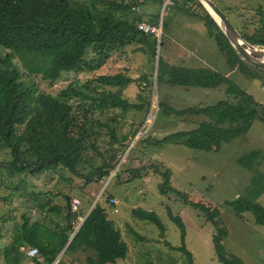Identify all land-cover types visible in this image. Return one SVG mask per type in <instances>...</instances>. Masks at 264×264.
<instances>
[{
  "label": "rangeland",
  "instance_id": "1",
  "mask_svg": "<svg viewBox=\"0 0 264 264\" xmlns=\"http://www.w3.org/2000/svg\"><path fill=\"white\" fill-rule=\"evenodd\" d=\"M211 1L230 22L248 30V34L257 25L256 12L264 11V0ZM183 4L193 12H200L194 1L177 0L164 8L161 19L163 5L161 8L156 5L133 8L129 15H120L123 19L148 24L156 22L158 15L159 22L164 18L169 41L160 49L157 41L155 56L146 47L140 51L137 50L139 45H129L112 53L106 64L94 72L63 73L52 85L39 75L28 74L20 59L12 57L13 66L22 74L23 87L36 94L55 96L70 82L80 86L98 75L123 73L134 82L123 90L122 96L139 108L125 113L113 110L109 115L99 117L105 122L114 118L110 126L115 141L104 130L96 143L97 152L90 150L89 163L86 161L78 171L87 175L92 167L116 162L109 176L97 183L86 185L81 176L59 168L35 176L12 174L8 170L10 150L0 144V264H5L4 249L9 246L23 218L30 224L38 223L55 232L66 231L68 225L74 229L80 227L95 204L105 210L127 245L126 257L115 264H221L212 243L216 230L203 212L189 205L191 202L218 209V225L227 231L221 243L228 256L237 257L242 264H264V226L255 225L250 213L237 218L227 205L247 194L255 175H264V123L256 120L248 132L222 143L218 150L201 151L177 144H158L167 135L193 129L204 120L192 115H167V108L181 110L212 106L219 101L236 102L233 96L226 94L225 86L211 90L156 84L159 55L171 66L210 68L264 106V80L250 79L239 69L231 70L204 24L181 10ZM166 36L164 34V38ZM255 47L264 50V47ZM9 53L0 47V59ZM92 54L89 50L86 58ZM150 112L157 114L153 124L146 133L137 136ZM123 137H127V148H121ZM252 151L258 156L253 160V169L247 170L239 159ZM165 172L169 187L185 195L186 202L174 192H161ZM134 174L136 178H133ZM256 201L264 207V193ZM73 203H76V209ZM52 207H59L60 213L51 212ZM136 208L154 212L163 224L164 232L151 221L135 218L132 210ZM168 211L180 218L185 231L183 239L181 229L169 219ZM27 248H21V251L24 253ZM182 248L191 254V263ZM93 254L77 249L66 254L61 264H85L86 258ZM25 264H31V261Z\"/></svg>",
  "mask_w": 264,
  "mask_h": 264
},
{
  "label": "trees",
  "instance_id": "2",
  "mask_svg": "<svg viewBox=\"0 0 264 264\" xmlns=\"http://www.w3.org/2000/svg\"><path fill=\"white\" fill-rule=\"evenodd\" d=\"M164 1L0 0V47L10 52L0 59V144L10 150V173L35 176L59 168L74 176H81L86 185L100 182L109 176L116 162L92 167L87 175L78 172L82 164L86 161L89 163V151L97 152L96 143L104 130L115 141V133L110 126L114 118L105 122L99 117L109 115L113 110L125 113L129 109L139 108L122 96L123 90L134 82L123 73L98 75L80 86L70 82L55 96L36 94L23 87L22 74L13 66L12 57L17 56L20 59L28 74L39 75L43 81L52 85L63 73L77 70L94 72L106 64L112 53L129 45H139L137 50L140 51L146 47L155 56L157 40L137 29L138 20L123 19L120 15L127 16L133 8L144 9L147 5L161 8ZM185 1H194L199 7V13L193 12L186 4L182 5L181 10L204 24L231 70L239 69L250 79L264 80V70L241 59L201 3L197 0ZM256 18L257 25L251 34L233 21L231 23L247 43L264 47V11L258 10ZM158 20L159 15L156 22L152 21L151 24L158 25ZM161 23L159 49L166 41L164 18ZM89 50L93 54L86 58ZM155 80L156 84L165 83L187 88L212 90L225 86L226 94L233 96L236 101H219L212 106L181 110L167 108V115H192L204 120L193 129L167 135L158 141L160 145L177 144L194 150H218L222 143L248 132L256 120L264 123V106L227 77L210 68L171 66L159 55ZM20 127L23 129L20 130ZM126 139L127 137L122 138L121 148L128 147ZM257 156L258 153L252 151L241 157L239 163L245 169L252 170L253 160ZM136 176L134 174L133 178ZM162 176L164 182L161 192H174L186 202L185 195L169 187L168 173L165 172ZM263 193L264 175L257 174L253 177L247 194L227 205L237 218L244 213H250L255 225L264 226V207L256 201ZM189 205L203 212L214 226L216 234L212 243L217 260L221 264H242L237 257L228 256L224 251L221 241L227 236V231L218 225V209L198 202H191ZM50 211L59 214L60 208L52 207ZM132 215L151 221L164 232V226L154 212L136 208L132 210ZM168 216L181 229L183 239L185 231L180 218L170 211ZM73 233L74 227L70 225L66 231L55 232L38 223L30 224L23 218L15 229L9 246L4 249V262L25 264L29 259L21 248L33 247L38 250L41 258L34 259V264H52ZM77 249L94 253L93 257L86 258L85 264H115L124 259L128 251L120 232L98 204H95L74 233L58 264H61L66 254ZM182 250L191 263V254L183 248Z\"/></svg>",
  "mask_w": 264,
  "mask_h": 264
},
{
  "label": "water",
  "instance_id": "3",
  "mask_svg": "<svg viewBox=\"0 0 264 264\" xmlns=\"http://www.w3.org/2000/svg\"><path fill=\"white\" fill-rule=\"evenodd\" d=\"M197 1H199L203 5L208 14L213 18L220 30L228 39L230 45L235 49L237 54L240 55L241 59L253 67L264 70V50L258 49L255 46L247 43L235 30V28L228 20V18L223 14V12L211 0ZM163 10L164 5L161 9L160 19L162 17ZM73 236L74 235L69 238L65 248L69 245ZM65 248L63 249V251H61V256Z\"/></svg>",
  "mask_w": 264,
  "mask_h": 264
},
{
  "label": "built area",
  "instance_id": "4",
  "mask_svg": "<svg viewBox=\"0 0 264 264\" xmlns=\"http://www.w3.org/2000/svg\"><path fill=\"white\" fill-rule=\"evenodd\" d=\"M173 1H177V0H165L163 5L164 8L167 5H170L173 3ZM137 29L144 33L145 35H152L157 41L158 43L160 42L161 39V35H162V23L161 21L158 23V25H153V24H148L145 22H140L137 24ZM157 114L156 112L152 113L150 112V114L148 115L147 119H146V123L144 124V126L141 128V130L139 131L137 136H141L144 133H146L148 131V129L150 128V126L153 124L152 122H154L155 118H156ZM114 201L111 200V204H113ZM73 208L76 209V203H73ZM79 220L82 222V219L79 218ZM78 226L75 227L74 232H76L78 230ZM24 255L27 259H29V261H31V264L33 263L34 259H38L41 260L38 250L36 248L33 247H28L25 251H24ZM61 256H58L52 264H58L60 261Z\"/></svg>",
  "mask_w": 264,
  "mask_h": 264
},
{
  "label": "crops",
  "instance_id": "5",
  "mask_svg": "<svg viewBox=\"0 0 264 264\" xmlns=\"http://www.w3.org/2000/svg\"><path fill=\"white\" fill-rule=\"evenodd\" d=\"M167 35V36H166ZM165 36H166V41H165V43L167 42V40L169 41V38H168V32L167 31H165ZM165 43H164V45H165ZM191 54V53H190ZM212 70V69H211ZM214 71V70H213ZM216 72V71H215Z\"/></svg>",
  "mask_w": 264,
  "mask_h": 264
}]
</instances>
